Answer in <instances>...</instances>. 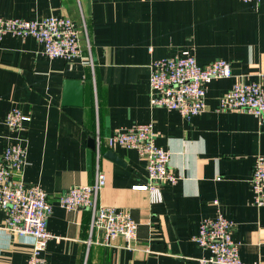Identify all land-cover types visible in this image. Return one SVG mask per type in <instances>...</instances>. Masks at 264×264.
I'll list each match as a JSON object with an SVG mask.
<instances>
[{
  "label": "crops",
  "instance_id": "obj_1",
  "mask_svg": "<svg viewBox=\"0 0 264 264\" xmlns=\"http://www.w3.org/2000/svg\"><path fill=\"white\" fill-rule=\"evenodd\" d=\"M48 16L75 22L81 58L50 59L33 37H0V156L21 143L22 179L48 194L54 235L44 252L48 264H197L208 252L192 238L218 212L235 223L243 264H264V207L253 203L251 187L256 159L264 155V121L220 109L235 83L264 87V0H0L2 18ZM185 56L201 66L225 60L233 69V77L209 85L206 110L191 120L150 104L151 63ZM67 79L82 81L83 107L62 106ZM15 109L31 118L20 132L6 124ZM147 123L178 177L161 186L162 203L133 189L148 184L146 159L107 145L115 132ZM109 151L122 164L107 158ZM99 170L108 182L98 204L129 211L138 224L133 249L124 238L97 245L90 211H68L58 202L75 186L94 185ZM7 223L0 210V264H28L29 242L11 235Z\"/></svg>",
  "mask_w": 264,
  "mask_h": 264
},
{
  "label": "built area",
  "instance_id": "obj_2",
  "mask_svg": "<svg viewBox=\"0 0 264 264\" xmlns=\"http://www.w3.org/2000/svg\"><path fill=\"white\" fill-rule=\"evenodd\" d=\"M260 3L261 0H241ZM86 30V29H85ZM11 34L20 38L33 37L43 46L42 53L50 59L71 61L82 56L81 31L70 17L48 16L38 20L0 17V37ZM233 77L229 62L217 60L201 66L193 56L156 59L150 65V104L180 113L191 120L206 110L209 85L218 79ZM220 109L243 111L264 121V87L257 82H237L220 99ZM31 120L15 109L6 119L14 132L24 130ZM110 149L117 146L136 150L147 161L148 184L136 185L135 190L147 191L152 203H162L161 186L175 184L178 177L170 167L169 151L156 143L153 123L119 130L107 139ZM26 163V148L19 142L9 144L0 156V210L7 212L6 230L28 241L32 249L28 264H48L44 252L54 235L48 231V220L53 206L48 194L39 185H26L22 179ZM107 174L99 170L92 186H75L59 197L62 208L89 210L91 233L95 243L110 247L124 238L126 245H136L138 224L129 211L116 210L98 204V194L107 185ZM253 203L264 207V155L257 157L251 178ZM217 202H215L216 204ZM235 223L222 212L202 221L192 240L208 256L197 259V264H243L240 246L233 238ZM90 239L89 244H91Z\"/></svg>",
  "mask_w": 264,
  "mask_h": 264
},
{
  "label": "water",
  "instance_id": "obj_3",
  "mask_svg": "<svg viewBox=\"0 0 264 264\" xmlns=\"http://www.w3.org/2000/svg\"><path fill=\"white\" fill-rule=\"evenodd\" d=\"M83 105H84V85L82 81L67 79L64 83L62 106L83 107ZM89 145L93 150H96L97 149L96 139L90 138ZM106 157L118 164H122L121 160L112 151L106 153Z\"/></svg>",
  "mask_w": 264,
  "mask_h": 264
}]
</instances>
